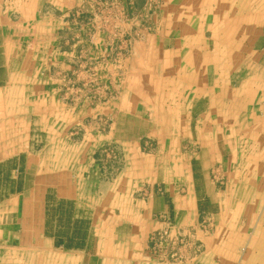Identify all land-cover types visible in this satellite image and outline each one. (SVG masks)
<instances>
[{"label": "crops", "instance_id": "crops-1", "mask_svg": "<svg viewBox=\"0 0 264 264\" xmlns=\"http://www.w3.org/2000/svg\"><path fill=\"white\" fill-rule=\"evenodd\" d=\"M12 161L0 264H264V0H0Z\"/></svg>", "mask_w": 264, "mask_h": 264}, {"label": "rangeland", "instance_id": "rangeland-1", "mask_svg": "<svg viewBox=\"0 0 264 264\" xmlns=\"http://www.w3.org/2000/svg\"><path fill=\"white\" fill-rule=\"evenodd\" d=\"M114 13H116V14H114L113 16L118 15V16H122L123 17L122 14L125 13V16L126 17L127 16L129 17V15H127V13H128L127 9H124L123 10V7H121V6L118 9H115ZM120 24H121L120 22H113V23L110 22L108 25H110L111 27H113V29L118 30V28H120L119 27ZM118 33L119 32L116 31V34H118ZM111 34L112 33H110V35ZM114 37L115 36H114V33H113V38ZM113 38L111 39V41L113 40ZM96 40L97 39H95V41ZM89 41H94V39L93 38H90ZM107 41H109L108 38H107ZM39 57H40V55H39ZM22 58H24V57L22 56ZM2 78L3 79L5 78L4 75H2ZM102 89L103 88L98 89L97 87L96 88L94 87L93 88V95H95L97 92L99 93ZM19 92H20V89L16 88L12 92L11 96L14 97V99H15V96L20 97ZM115 95H116V93H115ZM13 101L14 102L11 103V106L13 108L15 106H17V107L18 106H21L20 104L15 103V100H13ZM41 112H42V105H41V103L40 102L39 103L35 102V104H34V117L35 118L33 119L34 131H35L33 135H35V137H34V140L35 141H37V140L40 141L41 140L40 135H39L41 133L40 130H41V123H42ZM3 136L5 137V134ZM24 140H25V138H24ZM15 141H17V142L18 141H21V136L16 137L15 138ZM39 145H41V143H39ZM15 163L16 162H14V161L8 162V163H5L4 166H1L0 167V200H3L4 199L3 196H6L7 194H9V192L10 191H13L16 187H17L18 191H20L22 189L23 185H24V183H23V177L21 179L19 176H17V178L19 177L18 184L17 185L14 182L15 180L13 178L14 176H12V172L15 171V167H14ZM218 172H219V174H218ZM225 173H226V171H223V170H220V169H216V172H214L212 174L213 175L212 180L214 182H217V180H218L220 183H224L225 182V179H226L225 177H227V174H225ZM16 175H19V174L16 173L15 176ZM8 222H12V221H11V218L10 217L7 218L6 216L3 218V220L0 221V223H8Z\"/></svg>", "mask_w": 264, "mask_h": 264}, {"label": "bare ground", "instance_id": "bare-ground-1", "mask_svg": "<svg viewBox=\"0 0 264 264\" xmlns=\"http://www.w3.org/2000/svg\"><path fill=\"white\" fill-rule=\"evenodd\" d=\"M225 9V8H224ZM231 18V17H230ZM229 19V18H228ZM234 20V19H233Z\"/></svg>", "mask_w": 264, "mask_h": 264}]
</instances>
